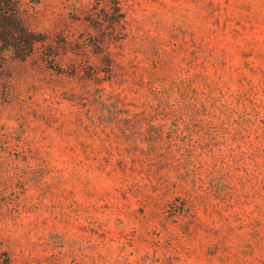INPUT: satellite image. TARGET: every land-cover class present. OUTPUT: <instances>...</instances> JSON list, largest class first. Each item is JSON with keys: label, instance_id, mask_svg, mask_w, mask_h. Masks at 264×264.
Returning <instances> with one entry per match:
<instances>
[{"label": "rangeland", "instance_id": "374dc122", "mask_svg": "<svg viewBox=\"0 0 264 264\" xmlns=\"http://www.w3.org/2000/svg\"><path fill=\"white\" fill-rule=\"evenodd\" d=\"M0 264H264V0H0Z\"/></svg>", "mask_w": 264, "mask_h": 264}, {"label": "trees", "instance_id": "16d2710c", "mask_svg": "<svg viewBox=\"0 0 264 264\" xmlns=\"http://www.w3.org/2000/svg\"><path fill=\"white\" fill-rule=\"evenodd\" d=\"M5 20L8 21L10 23L9 26H11V29H8L9 34L11 31L16 30V32L14 34L11 33L12 34L11 38L14 42L16 41L17 35H22L23 37L27 36L25 44L22 48L19 49L18 45H16V43H8V46H9L8 48H14L16 50H19L18 51L19 54H26V53H22V52H27V50H30L32 43L35 42L33 38H30V36H32V35H30V33L22 27L20 22H18L16 20L15 16L13 15V12L8 15V18L5 17ZM4 42L7 43L9 41H4Z\"/></svg>", "mask_w": 264, "mask_h": 264}]
</instances>
